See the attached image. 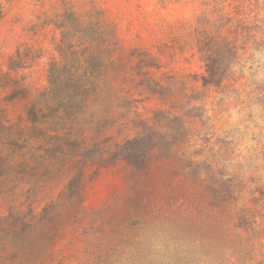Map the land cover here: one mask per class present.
I'll return each mask as SVG.
<instances>
[{"label":"rangeland","instance_id":"374dc122","mask_svg":"<svg viewBox=\"0 0 264 264\" xmlns=\"http://www.w3.org/2000/svg\"><path fill=\"white\" fill-rule=\"evenodd\" d=\"M219 15L232 30L256 25L262 46L250 42L230 78L204 88L194 32ZM55 62L101 69L82 111L42 119ZM149 83L171 87L170 100ZM198 92L187 152L237 201L224 214L165 165L154 170L163 212L137 218L127 164L87 165L84 153L116 151L157 110L184 116V93ZM241 216L250 229L236 227ZM181 229L212 250L178 246L169 234ZM0 264H264V0H0Z\"/></svg>","mask_w":264,"mask_h":264},{"label":"trees","instance_id":"16d2710c","mask_svg":"<svg viewBox=\"0 0 264 264\" xmlns=\"http://www.w3.org/2000/svg\"><path fill=\"white\" fill-rule=\"evenodd\" d=\"M234 19L219 15L215 20L206 16L199 18L195 28V36L200 60L203 63L204 74L198 80L202 81L204 88L221 87L226 79L230 78L231 70L238 65L240 60V51L253 41V44L260 48L262 43L257 39V26L249 27L242 22L238 23L235 30H232ZM231 26L226 34V28ZM242 34H245L242 36ZM242 42V43H240ZM65 58L68 56L62 53ZM72 56L76 58V54ZM92 58H87L86 62L91 64ZM74 62V60H73ZM99 69L89 66L80 70L73 66L60 67L59 63L52 64L50 69L51 92H53V108L48 107L50 113L42 115V119L53 117L60 119V111L68 116H72L82 111L84 103L88 98L91 89L88 85L95 86L92 81ZM148 89L159 95L167 102L171 98V87H166L160 83H149ZM182 86L187 89V83L183 82ZM185 109L187 112L184 116L173 115L171 112L160 109L155 111L151 121H141L139 123L141 131L138 135L127 140L123 145L117 147L114 152H99V146L95 145L93 149L85 151V162L88 165L99 167L114 165L123 161L130 169L127 176L133 189V194L129 198L127 210L137 218H141L146 213L163 212V208L157 205L159 194V182L154 176V170L171 166L174 168L171 174L177 173L181 176V184L185 188L195 189V195H201L202 190L211 196V206L220 208L224 214H227L232 205L234 191L230 184L223 182L222 178L217 177L211 165L197 162L196 153L187 152L191 142V133L187 128L186 118L195 111L198 113L201 108L189 107L192 101H200L203 94L198 92L188 94L184 93ZM39 112L33 106L29 110L30 119L39 122ZM197 117V116H196ZM107 154V156H105ZM82 171L73 180L81 179ZM192 197H185L186 200ZM175 205V204H174ZM172 206L175 208L176 206ZM171 206V204H169ZM171 208V209H172ZM169 220V219H168ZM170 221V220H169ZM189 222H184L186 226ZM172 223V221H170ZM195 222V221H194ZM247 227L250 229L251 223L245 217H240V222L236 227ZM252 231V230H251ZM169 238L178 243L181 247H193L194 250H204L207 252L212 247L205 246L204 242L197 244L198 235L192 229L175 230L169 234ZM200 242V241H199ZM196 255V253H195Z\"/></svg>","mask_w":264,"mask_h":264}]
</instances>
